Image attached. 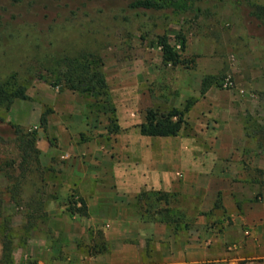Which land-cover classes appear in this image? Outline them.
<instances>
[{
	"label": "rangeland",
	"instance_id": "rangeland-1",
	"mask_svg": "<svg viewBox=\"0 0 264 264\" xmlns=\"http://www.w3.org/2000/svg\"><path fill=\"white\" fill-rule=\"evenodd\" d=\"M130 1L0 0V51L25 56L23 62L1 59L0 72L9 67L19 69L28 95L0 112L7 120L36 129L39 150L38 161H30L22 171L16 144L0 142V264H35L33 257L23 255L29 239L46 238L56 250L52 254L55 258L73 249L71 243L61 249V230L50 226L45 230V223L50 225L51 206L70 216H86V202L72 184L88 189L89 179L81 180L79 175L95 160L114 159L119 136L134 129L139 132L138 125L150 108H181L187 99H194L176 143L196 137L201 152L195 154L202 159L214 157L217 145L208 141H214L212 136L206 139L200 134L224 127L228 129L226 139L234 130L241 158L264 161L257 134L248 135L245 129L252 132L256 125H264V45L251 33L259 30L249 22L246 10L235 0H202L203 8L197 15H175L170 10L131 8ZM250 1L264 5V0ZM163 34L180 52L179 64L162 59L156 41ZM178 35L184 37L183 49ZM41 51L93 52L98 58L91 57V61L103 70L107 93L71 90L35 79L27 72L40 70L35 56ZM197 103L200 108L190 114ZM42 114L47 120L45 127L40 123ZM114 115L120 128L110 131ZM144 136L146 144L155 147L156 136ZM95 145L102 146L105 154H95ZM73 146V152L66 150ZM60 187L65 189L63 193ZM155 198L153 189L139 194L141 216L155 220L160 211L169 216L178 233L186 220L184 209L193 212L191 206L173 199L171 204V199L159 204ZM81 201L86 214L71 213L68 207L80 206ZM191 218L193 221L194 216ZM59 226L63 229L65 223ZM7 239L10 242L5 249ZM56 241L61 244L59 250ZM93 241L105 243L98 228ZM74 245L96 253L92 244L76 240ZM14 251L22 254L17 263ZM5 252L10 253L11 262L5 261Z\"/></svg>",
	"mask_w": 264,
	"mask_h": 264
},
{
	"label": "crops",
	"instance_id": "crops-1",
	"mask_svg": "<svg viewBox=\"0 0 264 264\" xmlns=\"http://www.w3.org/2000/svg\"><path fill=\"white\" fill-rule=\"evenodd\" d=\"M196 105L190 114L200 108ZM212 130L200 134L212 136L214 141H208L217 145L214 157L205 159L195 154L201 152L196 137L176 143L178 136H156L153 147L137 129L120 135L114 159L95 160L79 175L89 179V188L72 184L86 202L87 215L70 216L55 205L49 210L45 230H61V249L65 243L73 249L55 258L53 245L40 237L27 241L23 255L33 257L35 264H264V161L241 158L234 130L228 139L227 128ZM94 153L105 154L97 145ZM146 189L170 193L168 204L173 199L191 206L193 212L184 209L186 220L178 233L160 211L155 220L141 216L138 199ZM217 200L220 205L215 207ZM60 223H65L63 229ZM96 228L104 235L105 250L76 249V240L93 243ZM21 255L13 252L15 263Z\"/></svg>",
	"mask_w": 264,
	"mask_h": 264
},
{
	"label": "trees",
	"instance_id": "trees-1",
	"mask_svg": "<svg viewBox=\"0 0 264 264\" xmlns=\"http://www.w3.org/2000/svg\"><path fill=\"white\" fill-rule=\"evenodd\" d=\"M223 2L224 0H219ZM202 0H131L129 6L135 9H147L154 11H168L170 10L175 15H184L186 13L194 12L197 15L202 10L200 4ZM236 3L246 10L251 24L259 31L251 33L257 37L259 44L264 45V5L252 2L250 0H235ZM180 39L181 49L184 48V37L177 36ZM157 45L162 52V59L171 64H179L181 62V55L178 50L168 41L167 35L157 36ZM44 55L35 56L37 63L41 65L40 70H28L27 73L32 75L37 80L48 81L53 86L66 87L71 90H81L88 92H97L98 94L107 93V83L104 72L100 67H97L91 61V57L98 58L91 51H75L67 54H57L47 51H41ZM39 53V54H40ZM23 55V54H22ZM18 56V57H17ZM12 59L17 62L25 61V56L16 55L10 51H0L1 59ZM8 71L0 72V109L8 111L16 99H26L27 87L22 80L19 69L7 68ZM194 104V99H187L183 107L171 106L167 110L161 111L158 108H150L146 111L144 120L138 125L139 132L147 136H176L180 130L186 125L187 120L185 114L190 110ZM46 116L41 115L40 123L43 127L46 125ZM113 126L110 131L119 130L120 126L117 124L115 115L110 119ZM258 128H253L252 132L246 126V134H257L258 145L264 148V125ZM37 131L36 129L26 128L19 123L7 120L0 112V142L9 143L14 142L20 153L19 167L24 171L30 161H38L39 150L36 146ZM154 193V192H153ZM156 200L167 199L170 193L155 190ZM80 206H69L71 213L86 214V207L83 201ZM215 202V206L220 204ZM75 203V201H74ZM72 204V203H71ZM76 204V203H75ZM175 226L178 223L175 222ZM10 239L3 243L4 248L7 249ZM90 247L94 252H102L105 250L104 241H93ZM5 261L11 262L12 257L10 253L5 252Z\"/></svg>",
	"mask_w": 264,
	"mask_h": 264
}]
</instances>
